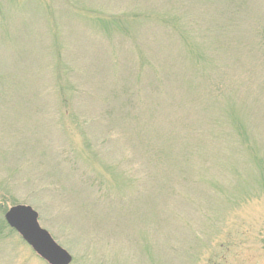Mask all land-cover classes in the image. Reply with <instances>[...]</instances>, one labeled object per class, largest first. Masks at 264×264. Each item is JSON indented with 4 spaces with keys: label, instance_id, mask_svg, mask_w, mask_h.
Instances as JSON below:
<instances>
[{
    "label": "rangeland",
    "instance_id": "374dc122",
    "mask_svg": "<svg viewBox=\"0 0 264 264\" xmlns=\"http://www.w3.org/2000/svg\"><path fill=\"white\" fill-rule=\"evenodd\" d=\"M15 205L70 264H264V0H0ZM0 264L46 263L8 228Z\"/></svg>",
    "mask_w": 264,
    "mask_h": 264
},
{
    "label": "water",
    "instance_id": "95a60500",
    "mask_svg": "<svg viewBox=\"0 0 264 264\" xmlns=\"http://www.w3.org/2000/svg\"><path fill=\"white\" fill-rule=\"evenodd\" d=\"M3 220L33 253L46 264H70L71 256L60 247L38 223V214L28 205H15L7 209Z\"/></svg>",
    "mask_w": 264,
    "mask_h": 264
},
{
    "label": "trees",
    "instance_id": "16d2710c",
    "mask_svg": "<svg viewBox=\"0 0 264 264\" xmlns=\"http://www.w3.org/2000/svg\"><path fill=\"white\" fill-rule=\"evenodd\" d=\"M202 110V109H201ZM208 110V109H207ZM207 112V111H204ZM198 124H202V125H207L209 124V126H213L214 129L216 130H205L208 134L210 138H213V140L215 141V143L218 145L219 144V140H220V135L219 132H223L222 127H223V121L220 117L217 118H213L210 121H207V119L205 117L197 120ZM238 131L241 129V124L238 125ZM191 132L192 135V131L191 129L187 128L186 134L188 135ZM201 142H196L195 146L192 148V150H187L188 146H185V152L182 155V153L180 155L173 154L177 160V166H180V164L186 163L187 166L191 163V159L193 158V156H197L200 160L204 161L205 167L208 168V164L210 162V159L208 157V153H206L205 151L208 149L206 148L204 145H200ZM209 147V146H208ZM168 157H164V158H169V155H167ZM163 157L161 158V161H165ZM201 180H203V178H200ZM175 180H177V178L175 177ZM192 184L194 185H198L200 184L199 181H193ZM206 185V184H205ZM209 194V193H208ZM174 195V192H173ZM180 222V221H179ZM183 224V222H180ZM8 229V227L6 226L2 216L0 215V235L3 234V231Z\"/></svg>",
    "mask_w": 264,
    "mask_h": 264
}]
</instances>
